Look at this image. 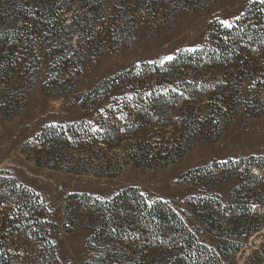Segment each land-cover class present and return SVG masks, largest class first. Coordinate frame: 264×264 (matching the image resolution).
<instances>
[{"label": "trees", "instance_id": "1", "mask_svg": "<svg viewBox=\"0 0 264 264\" xmlns=\"http://www.w3.org/2000/svg\"><path fill=\"white\" fill-rule=\"evenodd\" d=\"M71 1L53 0L63 11ZM84 1L80 28L41 8L31 16L0 12V106L5 115L18 113L24 97L13 100L5 95L8 76L22 68L32 83L39 69V33L44 35L45 53L62 74L76 70L77 64L61 41L78 37L85 48L98 50L96 33L106 26L107 6L97 0ZM6 5L13 9L17 3L8 0ZM127 21L128 16L120 14L114 27L122 29ZM209 36L207 44L195 52H182L165 64H144L102 83L86 94L81 105L99 110L96 125L81 121L47 127L26 143L23 152L28 151L29 159L38 165H63L75 174L114 177L122 167L115 166L109 153L119 148L125 135L134 140L123 153L125 159L136 167L154 169L185 155L201 134L214 130L217 139L222 124L231 122L238 112L248 117L263 112L264 104L255 103L253 92L264 90V4L254 1L232 28L216 23ZM72 80L70 76L63 81L49 79L44 89L58 95L60 83ZM248 81L251 94L247 97ZM123 82L136 85L134 94L124 101H104L101 94ZM174 111H179L176 120ZM104 112L113 117L106 118ZM69 150L72 153L66 154ZM257 166L264 173V157ZM249 172L248 180L241 181L230 197L227 219H216L212 209L210 224L204 222L218 238L213 249L195 236L168 202H150L138 187L123 189L109 199L69 194L64 227L71 231L77 222L86 223L83 228L92 232L89 247L96 252L94 264H238V254L264 226V186H259L264 174ZM49 214L48 203L38 192L0 175V264H63L51 237ZM262 250H255V264H264Z\"/></svg>", "mask_w": 264, "mask_h": 264}, {"label": "rangeland", "instance_id": "2", "mask_svg": "<svg viewBox=\"0 0 264 264\" xmlns=\"http://www.w3.org/2000/svg\"><path fill=\"white\" fill-rule=\"evenodd\" d=\"M14 1L17 6L12 9L6 5L8 0H0V12L16 11L31 16L41 8V12L55 13L76 28H80V15L87 6L84 0H72L68 9L63 11L53 0ZM97 1L107 6L109 15L106 26L98 28L96 33L98 50L94 52L85 48L78 37L60 42L76 62V70L59 73L45 53L44 35L39 33L36 40L41 62L32 83L22 68L8 76L3 91L5 95L13 97V100L24 97L19 112L14 116L5 115L0 106V175L17 180L46 200L50 209L51 237L63 264H94L92 256L96 255L89 247L92 232L83 228L85 222H77L71 231L65 230L67 196L87 193L109 199L128 187L140 188L150 202H168L195 236L213 249L218 238L204 224H210L211 210H216V219L225 221L230 197L241 181L248 180V170L251 175L264 174L257 166L260 158L264 157V111L252 117L238 112L231 122L222 124L217 139L213 136L214 130L201 134L185 155L154 169L136 167L125 159L123 153L134 141L125 135L117 145L119 148L109 153L115 166L122 167L117 169L114 177H95L86 172L75 174L68 172L63 165L57 168L38 165L34 159H29L28 151L24 153L23 150L28 141L47 127L81 121L96 125L99 110L90 105L81 106L86 94L130 69H139L144 64H165L170 62L161 63L166 56L176 58L185 52L184 49H201L207 44L213 25L224 19L235 24L240 20L235 17L241 18L256 0ZM120 14L128 16V23L122 25V29L114 27ZM69 76L73 80L60 83L62 90L58 95H50L44 89L49 79L60 78L63 81ZM249 84L250 81L244 87L247 97ZM133 86L136 85L119 83L116 89L101 95L107 103L116 98L124 101L134 94ZM253 94L257 105L264 104V90H254ZM178 114L179 111H174L173 120ZM104 115L113 117L107 112ZM176 126L179 125L175 123ZM259 182L263 188L264 179ZM217 202L221 207L216 205ZM80 211L84 213V210ZM263 245L264 226L248 240L236 258L237 263L255 264L258 256L254 252L258 248L262 250Z\"/></svg>", "mask_w": 264, "mask_h": 264}, {"label": "snow or ice", "instance_id": "3", "mask_svg": "<svg viewBox=\"0 0 264 264\" xmlns=\"http://www.w3.org/2000/svg\"><path fill=\"white\" fill-rule=\"evenodd\" d=\"M259 2H260L261 4H264V0H259ZM235 19L238 20V19H240V17H239V16H236ZM219 23H220L222 26L227 27V28H232V27H233L232 22H230V21L227 20V19L220 20ZM197 47H199V46H197ZM196 50H197L196 47H194V48L184 49V51H190V52H195ZM173 59H174V57L171 56V55H169V56L164 57L163 60L161 61V63H163V61H171V60H173ZM149 62H150V63H154V61H149ZM93 130H95V129H93ZM225 163H226V161H225ZM141 195H144V194L141 193ZM99 198H100V197H97V199H99ZM253 208H255V205H253Z\"/></svg>", "mask_w": 264, "mask_h": 264}]
</instances>
